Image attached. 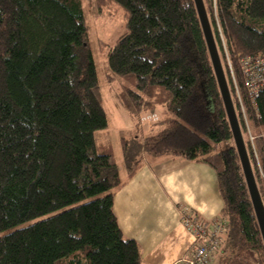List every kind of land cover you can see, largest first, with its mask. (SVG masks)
I'll list each match as a JSON object with an SVG mask.
<instances>
[{
	"label": "trees",
	"instance_id": "obj_1",
	"mask_svg": "<svg viewBox=\"0 0 264 264\" xmlns=\"http://www.w3.org/2000/svg\"><path fill=\"white\" fill-rule=\"evenodd\" d=\"M204 1L217 43L223 35L234 65L246 113L240 122L254 130V149L248 135L246 143L264 200V87L253 101L240 67L244 57L264 58V0ZM96 4L102 13L125 11L126 32L110 49L109 67L124 82L121 100L135 124L163 110L150 122L158 130L137 148L123 139L128 178L145 156L209 165L224 201L218 217L226 222L217 264H255L252 256L264 264L194 0ZM229 84L241 114L235 83ZM107 127L82 0H0V264H142L139 244L115 214L124 180L112 143L96 139ZM191 215L204 219L181 207L182 219Z\"/></svg>",
	"mask_w": 264,
	"mask_h": 264
},
{
	"label": "crops",
	"instance_id": "obj_2",
	"mask_svg": "<svg viewBox=\"0 0 264 264\" xmlns=\"http://www.w3.org/2000/svg\"><path fill=\"white\" fill-rule=\"evenodd\" d=\"M155 130L157 125H148L142 131ZM122 177L114 210L123 233L139 244L142 264H174L191 252L195 235L185 227L181 207L212 219L224 205L216 173L205 163L145 156L133 177L128 178L126 168Z\"/></svg>",
	"mask_w": 264,
	"mask_h": 264
},
{
	"label": "rangeland",
	"instance_id": "obj_3",
	"mask_svg": "<svg viewBox=\"0 0 264 264\" xmlns=\"http://www.w3.org/2000/svg\"><path fill=\"white\" fill-rule=\"evenodd\" d=\"M85 22L91 43V49L98 72L100 88L103 96L104 107L108 118V127L98 131L96 134L97 142L112 143L118 160L121 174L125 173V163L123 157V139L129 141L132 149L137 148L140 141L147 136L142 130L150 125V122H142L143 125L137 126L135 120L121 100V89L123 81L120 78L111 77L112 74L109 67V52L115 42L126 32L125 11L119 7L107 8L103 13L100 12L96 0H82ZM222 43L225 44L224 37L221 35ZM221 43L220 52L223 59L228 65L227 78L228 81L235 83L234 65L230 59L225 45ZM225 57V58H224ZM227 72V71H226ZM230 85V84H229ZM237 92V90H236ZM237 96V93H236ZM237 102L238 96H237ZM239 120L243 121L242 115L238 112V106L235 103ZM151 117L159 118L160 112L147 114ZM245 119V118H244ZM246 122L247 119H245ZM154 122V121H152ZM241 123V122H240ZM245 140L247 139L249 128L245 129L243 122L241 123ZM250 128L253 133L254 130ZM245 131L247 132H244ZM247 142V141H246ZM253 149L254 145L251 143ZM36 220L27 222L26 225ZM255 264H260L256 256H252ZM218 256H214L211 264H217Z\"/></svg>",
	"mask_w": 264,
	"mask_h": 264
},
{
	"label": "built area",
	"instance_id": "obj_4",
	"mask_svg": "<svg viewBox=\"0 0 264 264\" xmlns=\"http://www.w3.org/2000/svg\"><path fill=\"white\" fill-rule=\"evenodd\" d=\"M240 67L247 91L254 101L261 88L264 87V58L261 56L244 57ZM235 80L237 79L235 78ZM235 87L239 106L242 108L241 115L243 113L246 117L242 95L236 81ZM157 120L158 118L151 117V115L142 117V122H156ZM248 128L249 140L254 145V136L251 134L249 125ZM182 221L185 227L195 235V242L191 252L174 264H211L223 240L226 222L218 216L212 219L198 220L194 215L185 216Z\"/></svg>",
	"mask_w": 264,
	"mask_h": 264
},
{
	"label": "water",
	"instance_id": "obj_5",
	"mask_svg": "<svg viewBox=\"0 0 264 264\" xmlns=\"http://www.w3.org/2000/svg\"><path fill=\"white\" fill-rule=\"evenodd\" d=\"M194 2L264 242V200L255 176L247 143L205 1L194 0Z\"/></svg>",
	"mask_w": 264,
	"mask_h": 264
}]
</instances>
